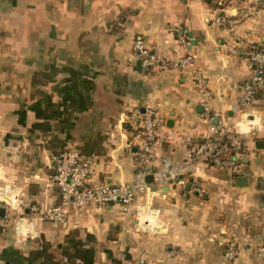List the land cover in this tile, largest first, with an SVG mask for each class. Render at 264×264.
<instances>
[{"label":"crops","instance_id":"0c3cea01","mask_svg":"<svg viewBox=\"0 0 264 264\" xmlns=\"http://www.w3.org/2000/svg\"><path fill=\"white\" fill-rule=\"evenodd\" d=\"M242 6L0 0V191L16 195L0 225V264H264V87L241 104L255 69L229 49L238 39L264 46V3L249 1L254 14L233 24L219 20ZM137 38L171 64L145 66L133 50ZM146 107L166 116L155 167L192 164L184 181L151 173V189L138 191L128 213L119 203L72 208L63 221L33 218V233L23 236L18 207L31 217V205L59 199L55 154L92 155L93 184L134 179ZM208 113L259 123L244 130L237 171L191 160L192 145L209 133ZM229 240L239 246L234 259L225 255Z\"/></svg>","mask_w":264,"mask_h":264},{"label":"built area","instance_id":"2783aa9c","mask_svg":"<svg viewBox=\"0 0 264 264\" xmlns=\"http://www.w3.org/2000/svg\"><path fill=\"white\" fill-rule=\"evenodd\" d=\"M239 1L245 3V6L239 7L240 11L238 10L232 17L222 14L219 16V20L233 24L254 14V9L249 7V1L264 3V0ZM218 2L223 6H228L231 0H218ZM229 49L237 55L246 57L255 69V74L243 83L241 104L246 107L255 99L257 90L264 87V46L252 45L246 42L245 39H238L230 45ZM133 50L147 67L166 68L171 64L169 60L160 57L143 38H137L134 41ZM190 58L191 56H187L184 61H188ZM202 77L203 75H201ZM204 106L205 110L209 111L208 105L204 104ZM242 108L239 110L243 111ZM216 117L217 119L214 114L210 113L205 115V118L209 121V133L194 142L190 154L191 160H203L214 167L237 171L239 169L240 149L244 146L245 140L240 137L241 134L238 133L240 128L237 127L239 125L235 123V120L219 118V114ZM165 125L166 116L160 110L146 107L140 113V140L134 150L137 157V169L134 173V179L130 183L105 182L93 184L91 173L95 158L92 155L82 153L77 148L65 149L55 154L53 157L54 172L52 181L59 190V199L46 209H41L35 204L31 205L32 218L24 215V207H18L20 214L16 219L18 223L23 221L22 235L28 236V234L33 233L28 224L35 221L33 218L63 221L72 208H102L108 204L119 203L121 209L128 213L138 191L151 189L150 182L146 179L147 175L151 173L157 175L161 171H166L169 177L183 182L184 176L179 177V175H184L188 169L191 170L192 164L173 165L171 167L163 161L159 167H155V147L161 135V129ZM194 187L196 190L201 191L199 186ZM3 207L5 214L0 215V225H6L11 218L10 212L14 207L12 199L7 197ZM138 220H141V213ZM144 221L146 223L149 220L145 218ZM227 248V257L229 259L234 258L237 252V244L230 241ZM142 261H144L143 258Z\"/></svg>","mask_w":264,"mask_h":264},{"label":"bare ground","instance_id":"6f19581e","mask_svg":"<svg viewBox=\"0 0 264 264\" xmlns=\"http://www.w3.org/2000/svg\"><path fill=\"white\" fill-rule=\"evenodd\" d=\"M253 119L249 118V120H247L246 118H242L238 121V125L240 127L241 130H247L249 128L248 123H252ZM245 123L246 126L243 127L241 124ZM1 195L3 196V198H5V196H7L9 199H12L13 202L16 201V195L14 193H12V191L8 190V189H3L0 191ZM19 225L22 227L23 226V221L19 222Z\"/></svg>","mask_w":264,"mask_h":264},{"label":"rangeland","instance_id":"374dc122","mask_svg":"<svg viewBox=\"0 0 264 264\" xmlns=\"http://www.w3.org/2000/svg\"><path fill=\"white\" fill-rule=\"evenodd\" d=\"M243 116H244V117H243ZM248 116H249V115H248ZM248 116H247V115H244V114L242 115L243 118H246V119H249V117L251 118V115H250L249 117H248ZM252 118H253V117H252ZM237 119H240V118L238 117ZM258 124H259V123H257V124H253V125H252L251 123H249V126H253V127H251V129H252V128L258 127ZM237 127L240 128L239 126H237ZM245 132H246V131H244V130H241V129L239 130L238 133L242 135V136H240L241 138H245V137H246V135L244 136ZM251 135H252V133L249 132V136H251ZM246 148H247V147H246V142H245L244 146L240 149L241 152L245 151ZM147 216H148V215H144V214L142 215V217H143V218H142V220H143V225L145 224L144 219H145ZM151 217H152V216H151ZM150 221H151V220H150ZM151 222H152V221H151ZM230 241H234V242L237 244V242H236L235 240H229L226 244L228 245V243H229ZM227 245H226L225 255H226V251H227V249H228V248H227ZM238 252H239V246H238V244H237V252H236L235 257L239 255ZM226 256H227V255H226ZM235 257H234V258H235ZM234 258H230V259H234Z\"/></svg>","mask_w":264,"mask_h":264},{"label":"water","instance_id":"95a60500","mask_svg":"<svg viewBox=\"0 0 264 264\" xmlns=\"http://www.w3.org/2000/svg\"><path fill=\"white\" fill-rule=\"evenodd\" d=\"M153 174H149L147 175L146 179L147 181L151 182L153 180ZM179 177H183V175H180ZM0 203H3V200H0ZM5 214V209L4 207L0 206V215H4Z\"/></svg>","mask_w":264,"mask_h":264},{"label":"trees","instance_id":"16d2710c","mask_svg":"<svg viewBox=\"0 0 264 264\" xmlns=\"http://www.w3.org/2000/svg\"><path fill=\"white\" fill-rule=\"evenodd\" d=\"M207 1H210V2H211V1H213V0H207ZM216 1H217V0H216ZM251 44H252V45H257V44H254V43H251Z\"/></svg>","mask_w":264,"mask_h":264}]
</instances>
